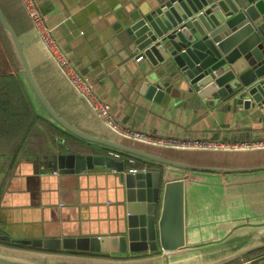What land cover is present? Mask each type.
<instances>
[{
	"label": "crops",
	"instance_id": "crops-1",
	"mask_svg": "<svg viewBox=\"0 0 264 264\" xmlns=\"http://www.w3.org/2000/svg\"><path fill=\"white\" fill-rule=\"evenodd\" d=\"M128 1L142 6L154 5L160 0ZM36 2L61 49L77 70L89 77L97 98L111 106L113 116L125 128L146 132L154 138H264V108L228 111L204 104L197 107L157 102L141 94L139 82H134L128 71L121 72L110 56L101 58L96 48L103 45L107 27L103 16L117 0ZM27 24V30L17 34L34 78L53 108L67 122L90 135L117 138L63 77L45 52L29 19ZM4 33L9 48L0 35V235L7 233L3 227L25 238L54 236L59 231L89 234L115 230V220L109 215L110 200L114 196L104 185L106 179L96 177L106 173H101L106 171L104 168H97L88 175L90 178L61 179L58 171L44 169L46 174H41L38 165H34L36 157L47 155L52 149L73 148L76 142L89 148L90 143L49 116ZM91 145L100 150L96 152L108 150L104 145ZM160 151L171 158L201 165L264 164V152L169 148ZM145 164H149L150 170L170 171L171 178L185 173L184 169L149 160ZM54 184L80 185L61 190ZM185 202L186 245L174 251H164L161 247L154 252L140 253L50 250L0 238V248H4L0 249V256L35 264H210L248 250L228 264L253 258L254 264H259L264 252L250 255L264 249V170L234 174L189 172L185 179ZM7 249L34 255H17Z\"/></svg>",
	"mask_w": 264,
	"mask_h": 264
},
{
	"label": "water",
	"instance_id": "water-1",
	"mask_svg": "<svg viewBox=\"0 0 264 264\" xmlns=\"http://www.w3.org/2000/svg\"><path fill=\"white\" fill-rule=\"evenodd\" d=\"M103 17L107 27L103 45L96 48L97 54L101 58L110 56L121 72L128 71L134 82H139L140 92L146 97L157 102L197 107L204 104L228 111L264 108V0H160L154 5L142 6L135 5L134 1L117 0ZM0 24L13 45L22 71L49 116L67 131L90 143V150L76 147L52 149L47 155L36 157L34 165H38L41 174H46L44 169L58 171L61 179L67 176L81 179L97 168H104L106 171L101 173H106L96 177L106 179L104 185L114 196L110 200L112 211L109 215L116 224L115 230L110 228L111 231L105 233L67 234L59 231L54 236L33 238L21 237L3 227L7 233L0 238L50 250L140 253L154 252L161 247L164 251H174L186 245L185 179L189 172L234 174L264 170V164L249 167L194 164L171 158L160 151L169 148L264 152V146L241 149L171 147L127 136L105 121L117 138L98 137L78 129L53 108L42 92L20 37L1 6ZM35 34L53 61L36 31ZM91 144L181 168L185 173L178 178H171L170 171L160 169L133 173L125 160L107 152H96L100 150ZM54 185L64 190V187H78L80 184ZM7 250L17 255H34ZM245 252L248 250L210 264H228ZM258 261L264 264V256ZM0 264L35 263L0 256Z\"/></svg>",
	"mask_w": 264,
	"mask_h": 264
},
{
	"label": "built area",
	"instance_id": "built-area-1",
	"mask_svg": "<svg viewBox=\"0 0 264 264\" xmlns=\"http://www.w3.org/2000/svg\"><path fill=\"white\" fill-rule=\"evenodd\" d=\"M31 22L33 29L37 32L48 52L56 63L66 80L73 86L96 110L103 118L108 126L114 130L123 133L127 136L142 139L145 141L156 142L162 145L179 147V148H198V149H218V148H253L264 146V138L260 139H237V140H212L200 138H181L176 136L165 138H154L146 132L130 130L122 126L113 116L111 106L99 100L94 93L93 86L89 77L77 70L69 56L61 49L55 37L53 36L52 28L46 23V20L41 13L36 0H21ZM139 57L138 59H140ZM107 154L114 156L117 159L125 160L129 166V170L133 173L138 171L146 172L150 170L148 165L135 166L136 156L127 155L121 151L108 149ZM127 159V160H126ZM255 259H244L238 264H254Z\"/></svg>",
	"mask_w": 264,
	"mask_h": 264
},
{
	"label": "trees",
	"instance_id": "trees-1",
	"mask_svg": "<svg viewBox=\"0 0 264 264\" xmlns=\"http://www.w3.org/2000/svg\"><path fill=\"white\" fill-rule=\"evenodd\" d=\"M0 5L3 8L4 12L6 13L8 19L11 21L13 27L17 31V33L24 32L28 28L27 20L29 19L30 24H32L24 6L22 5L21 0H0ZM32 26V25H31ZM33 27V26H32ZM0 35L6 42L8 48H9V41L4 33V30L0 24ZM33 134V133H32ZM76 145V146H75ZM73 147H76L77 149H82V150H90V148H85L82 146L81 143L76 142ZM146 160L136 157L135 158V166H143L145 165ZM149 166V164H147ZM156 167V166H154ZM28 246V245H27ZM26 247V246H25ZM261 252H264V249L257 251L250 256H255Z\"/></svg>",
	"mask_w": 264,
	"mask_h": 264
},
{
	"label": "rangeland",
	"instance_id": "rangeland-1",
	"mask_svg": "<svg viewBox=\"0 0 264 264\" xmlns=\"http://www.w3.org/2000/svg\"><path fill=\"white\" fill-rule=\"evenodd\" d=\"M218 149H228V148H218ZM231 149H233V148H231Z\"/></svg>",
	"mask_w": 264,
	"mask_h": 264
}]
</instances>
